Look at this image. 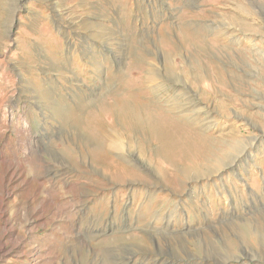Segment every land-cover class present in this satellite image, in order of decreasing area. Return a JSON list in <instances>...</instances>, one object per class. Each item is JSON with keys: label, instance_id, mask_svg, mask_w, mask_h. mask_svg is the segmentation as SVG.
Here are the masks:
<instances>
[{"label": "rangeland", "instance_id": "obj_1", "mask_svg": "<svg viewBox=\"0 0 264 264\" xmlns=\"http://www.w3.org/2000/svg\"><path fill=\"white\" fill-rule=\"evenodd\" d=\"M124 109L211 143L202 175L139 132L149 176L106 185ZM0 264H264V0H0Z\"/></svg>", "mask_w": 264, "mask_h": 264}, {"label": "bare ground", "instance_id": "obj_2", "mask_svg": "<svg viewBox=\"0 0 264 264\" xmlns=\"http://www.w3.org/2000/svg\"><path fill=\"white\" fill-rule=\"evenodd\" d=\"M157 102H159V100ZM118 112L121 113L124 119L132 120V122L130 121L131 127L127 130H121L119 128H114L113 126L112 128H109V125L106 123H101L97 126L95 125V128L93 129L94 132L92 131V133L95 135L93 137L98 138L96 139L98 142L97 144L88 145L92 158L95 163L100 166L102 171L101 177L106 185L117 186L119 184L120 187L124 188L127 184H131L132 186L135 182L138 183L139 180H143L149 176L148 172L140 170L131 164L128 159L129 157L124 150L126 144L129 143L128 141L126 142L125 138L127 139L128 135L129 137H132V139L136 138L137 133L139 132H142L144 135L149 134L152 139H155L156 144L158 143L154 148L150 149L151 151L146 153L149 156L145 159L150 164L161 161L167 162L168 167H158L157 170L162 174L164 179H168L170 176L175 178L176 181H174L177 184V188H179V179L186 183L193 178L192 172L195 171L196 174L202 175L201 173H198L201 171L198 169L200 168V164L211 160L212 157L210 158L207 156L209 152L207 147L211 145V143L209 144L206 140H201L202 143L193 148V141L191 142L188 139L184 140L185 134L181 133L179 128L175 127V131L168 129L161 121L155 119L152 113L143 116L139 112L132 110L128 111L124 109ZM207 144L208 146H206ZM141 147L142 146L140 145L137 146L138 150L140 149L142 152L146 150V146L144 150H141ZM193 165L196 166L194 171L191 169ZM166 171H168V173ZM203 174L205 175V173ZM181 187H183V183L181 184ZM98 189L101 190L103 188ZM89 194L92 195L91 193Z\"/></svg>", "mask_w": 264, "mask_h": 264}]
</instances>
